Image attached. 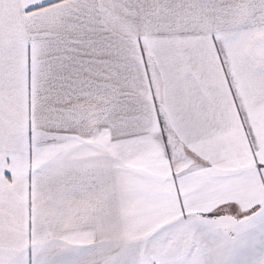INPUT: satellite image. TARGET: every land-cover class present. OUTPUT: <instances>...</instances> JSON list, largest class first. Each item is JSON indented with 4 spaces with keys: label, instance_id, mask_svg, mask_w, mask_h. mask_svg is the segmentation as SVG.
I'll list each match as a JSON object with an SVG mask.
<instances>
[{
    "label": "snow or ice",
    "instance_id": "6c2138e0",
    "mask_svg": "<svg viewBox=\"0 0 264 264\" xmlns=\"http://www.w3.org/2000/svg\"><path fill=\"white\" fill-rule=\"evenodd\" d=\"M0 264H264V0H0Z\"/></svg>",
    "mask_w": 264,
    "mask_h": 264
}]
</instances>
